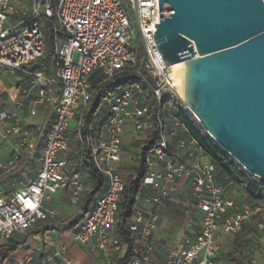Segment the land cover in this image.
Returning <instances> with one entry per match:
<instances>
[{
  "label": "built area",
  "instance_id": "2783aa9c",
  "mask_svg": "<svg viewBox=\"0 0 264 264\" xmlns=\"http://www.w3.org/2000/svg\"><path fill=\"white\" fill-rule=\"evenodd\" d=\"M129 12L136 19L138 39L132 35ZM41 21L51 22L54 36L48 74L26 69L44 53ZM159 23L158 0H56L55 6L53 0H0V73L29 77L24 98L31 90L35 98L28 117L35 116L40 106H47L52 114L48 124L37 126L38 138L31 141L24 118L0 106V140L19 136L11 156L0 162V171H14L39 151V167L32 177L14 180L10 191L0 192V246L40 221L55 219L56 210L44 206L52 195L67 192L71 203L83 201L89 177L85 169L70 167L68 134L73 131L104 184L79 223L69 230L72 243L104 253L112 248L114 258L107 264H115L126 253L127 244L113 242L111 230L123 198L122 163L135 160V154L128 153L135 140L125 145L123 136L129 132L137 140L148 137V106L141 83L154 98L158 135L144 156L146 171L125 224L131 241L128 264H152L158 209L178 192L181 180L200 222L196 232L175 240L164 264H217L219 231L234 236L254 218L261 220L257 227L264 230V201L242 207L227 197L215 165L199 161L201 147L177 118L176 113L187 108L177 92L173 67L165 65L153 39ZM96 73L104 80L135 76L141 83L119 87L82 128L90 79ZM66 250L67 245L61 246L57 255ZM5 261L48 264V260L36 263L32 254L6 256L0 264Z\"/></svg>",
  "mask_w": 264,
  "mask_h": 264
},
{
  "label": "water",
  "instance_id": "95a60500",
  "mask_svg": "<svg viewBox=\"0 0 264 264\" xmlns=\"http://www.w3.org/2000/svg\"><path fill=\"white\" fill-rule=\"evenodd\" d=\"M154 42L184 62L181 98L208 135L264 185V0H158Z\"/></svg>",
  "mask_w": 264,
  "mask_h": 264
},
{
  "label": "trees",
  "instance_id": "16d2710c",
  "mask_svg": "<svg viewBox=\"0 0 264 264\" xmlns=\"http://www.w3.org/2000/svg\"><path fill=\"white\" fill-rule=\"evenodd\" d=\"M55 5L56 0H53V6ZM41 29L44 40V53L40 59L29 64L26 69L33 73L42 72L48 74L54 54V36L51 22L41 21ZM138 51L139 55L142 56L141 48H139ZM24 77L26 80H29L28 76L24 75ZM134 82L141 83V81L135 76L104 80V77L99 73L94 74L90 79V99L82 113V128L90 123L104 99L108 98L119 87ZM141 87L143 93L146 95L145 103L148 106V137L146 140L135 143V160L131 165V173L125 179V185L122 194L123 198L120 202L119 210L117 212L115 225L120 234L121 241L127 244L128 249L124 256L117 260V264H128L131 257L130 232L127 230L125 224L132 213V208L135 203V196L141 186L146 171L144 156L146 152L153 146V141L158 135L154 98L144 83H141ZM176 116L181 122L184 123L189 135L197 140L203 153L211 159V162L215 165L216 169L219 170L220 175L225 177L228 182H232L243 188L246 195V201L250 206L264 201V185L260 184L255 176L249 174L224 150V148H222V146L215 142L188 109H180L176 113ZM70 132L74 134L73 131ZM80 149L81 146L75 139L76 153L68 152V158L71 161L70 167L71 169L76 170L79 167H83L86 170L92 185L86 193L84 201L81 205V213L74 217V219L69 223V227H74L79 223L83 217V214L88 210L89 204L94 194L100 191L104 184L103 178L91 163L88 150H85V158L83 159ZM250 222L243 225L240 232L234 235L232 240L233 249L226 253V258L230 264H259L260 260L264 261V247L260 246L258 242L259 239L255 235V232H257V226L250 229L248 227ZM40 227L41 224L38 222L34 228L26 231L23 234L30 235L39 233L41 231ZM14 236L6 244L0 246V259L2 258L3 254L10 255L17 249L19 242L14 240Z\"/></svg>",
  "mask_w": 264,
  "mask_h": 264
},
{
  "label": "crops",
  "instance_id": "0c3cea01",
  "mask_svg": "<svg viewBox=\"0 0 264 264\" xmlns=\"http://www.w3.org/2000/svg\"><path fill=\"white\" fill-rule=\"evenodd\" d=\"M28 82L29 80H26L24 75L20 73L14 75H3L0 73V106L9 107L19 116L24 118V124L27 125L28 130L31 132L30 140L35 141L38 138V132L36 131L37 126H41L44 123L48 124L52 119V114L47 106H40L35 116H27L28 108L32 106V101L35 98V92L33 90L30 91V96L28 98H24V91L27 90ZM18 138L19 136H12L0 140V162L7 160L11 156L13 145ZM130 138H132L131 133L127 132L124 134L123 142L125 145H127ZM38 156L39 151L34 156L22 160L18 168L9 173L0 171V192H8L4 189L5 185H9L11 190L14 180H29L32 177V171L35 170L34 164H36V166L38 165L37 168L39 167ZM199 161L201 163H209L211 162V159L203 153L202 156L199 157ZM218 173L219 170H217L216 174L219 179ZM86 182L90 183L89 190L92 184L89 179H87ZM63 193L64 192L56 193L58 195L51 203L53 206H59L62 203L60 202V199ZM188 193L185 181L181 180L179 182V190L172 197L170 202L159 207V222L153 233L154 250L152 253V264H164L175 240L183 235H189L198 230V225H194L193 227L190 224H187V226L183 227L176 224L171 225V223L169 224V222H167V213L171 211L182 212L183 207L187 205L191 206L192 201ZM84 198L85 197H83V201ZM53 206L51 205L50 208H54ZM57 216L53 220H48L46 222L47 224H44L43 226L41 225V231L39 233L24 236L25 238L27 237L31 239L32 242L30 245H25V239H14L19 242L16 250L21 248V256L32 254L36 263L48 260V264H65L66 260H69L71 264H107L108 260L114 258L112 248L109 249L107 253H104L101 250L91 251L85 245L72 243L69 230L73 227H69L68 225L74 218L66 223H62L57 220ZM58 223H61L62 226ZM111 237L113 242H122L115 224L111 230ZM229 237V235H224L219 231L217 236L219 246L221 242L229 239ZM63 245H67V250L63 254L57 255ZM229 251L231 250L222 252L220 249L217 257V264H230L226 258V253ZM6 256L18 258L14 255V251L10 255L3 254L1 259L4 260ZM122 256H124V254H121L117 260L122 258ZM4 264H12V262L5 261ZM115 264H117V262Z\"/></svg>",
  "mask_w": 264,
  "mask_h": 264
},
{
  "label": "rangeland",
  "instance_id": "374dc122",
  "mask_svg": "<svg viewBox=\"0 0 264 264\" xmlns=\"http://www.w3.org/2000/svg\"><path fill=\"white\" fill-rule=\"evenodd\" d=\"M129 20L131 23V32L132 35L134 36V38L138 39V28H137V22L136 19L134 17L133 14H131L129 12ZM74 121L71 122V126L74 125ZM68 138L70 141V145H69V151L70 153H76L75 151V138H74V134H72L71 132H69L68 134ZM131 140H135L134 144L132 145V147L128 150V153H134V145L136 142L142 141L141 139H135L130 138V140L128 141V143ZM127 143V144H128ZM85 148H81L80 152L82 153V158H85ZM131 154V155H132ZM76 162V161H74ZM122 166V169L120 170V175L121 177L125 180L127 178V176L131 173V165L133 164L132 161H124ZM34 169L37 168L36 164H34ZM77 170H84L83 167H79ZM218 177L220 182L222 183V185L224 186V190H225V195L227 197H231L234 198L242 207H249L250 205L248 204V202L246 201V196L244 193V190L242 187H240L237 184L234 183H230L226 180L225 177H222L220 175V173H218ZM89 182H85L84 185V192L82 193V196L85 197L88 188H89ZM4 189L9 191L10 190V186L9 185H5ZM58 194H54L51 196V198L49 200H45L44 201V206L45 207H51V205L53 206L52 201H54L55 197ZM82 197V199H83ZM54 199V200H53ZM60 202H62L59 206L55 205L53 206L54 209L58 212V216H57V220H59L62 223H66L67 221H70L71 219H73L75 217L76 214H80L81 213V204L82 202L78 203V204H73L69 201V195L67 192H64L62 194V197L60 199ZM186 211V212H185ZM169 212V211H168ZM167 217V222H169V224L171 223V225L176 224L178 226H187V224H190L191 226L194 227V225H199L200 219L199 216L196 212H194V210L192 209V207L190 205H187L185 207L182 208V212H175V211H171L169 213H167L166 215ZM47 221H40L39 223L43 226ZM261 222V220L259 218H254L253 220H251V222L249 223L248 227L250 229L254 228L257 226V224ZM59 224V223H58ZM60 226H62V224H59ZM56 229V228H55ZM257 232H255V235L258 237V242L260 244L261 247H264V230L259 229L258 227H256ZM225 235V234H224ZM25 234H16L14 237L19 239H25V245H30L31 244V239L30 238H25L24 237ZM234 236H230L229 239L221 242L220 244V249L222 252H226L228 250H232L233 249V245L231 244L232 240H233ZM21 248H19L18 250L14 251V255L18 258L22 257L21 256ZM260 264H264L263 260H260Z\"/></svg>",
  "mask_w": 264,
  "mask_h": 264
},
{
  "label": "bare ground",
  "instance_id": "6f19581e",
  "mask_svg": "<svg viewBox=\"0 0 264 264\" xmlns=\"http://www.w3.org/2000/svg\"><path fill=\"white\" fill-rule=\"evenodd\" d=\"M172 67L175 74V86L179 96L181 97L184 62L172 65Z\"/></svg>",
  "mask_w": 264,
  "mask_h": 264
}]
</instances>
